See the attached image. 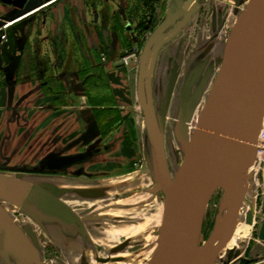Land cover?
I'll use <instances>...</instances> for the list:
<instances>
[{"label": "rangeland", "instance_id": "rangeland-1", "mask_svg": "<svg viewBox=\"0 0 264 264\" xmlns=\"http://www.w3.org/2000/svg\"><path fill=\"white\" fill-rule=\"evenodd\" d=\"M251 1L197 0L199 5L194 13L153 56L146 95L153 111L171 180L175 178L183 162L195 124L219 73L233 25ZM185 2L186 0H176L171 5L180 9ZM169 3L164 5L163 11L166 12ZM146 5L143 7L144 22L146 18H151L152 11L150 7L147 9ZM182 17L179 16L171 28L174 29ZM131 19L134 22L133 30L129 32L123 27L121 43L125 44L128 50L121 55L122 57L120 56L119 62L124 63V58L130 50H136L137 56L130 59L125 68L127 77L122 75L118 79L127 94V105L114 106L121 119L111 123V132H105L108 137L101 136L102 132H95L91 140L95 139L90 144H110L116 140L115 145L112 143L108 146L111 147L109 151L118 149V154L108 158V161H112L111 164L119 170L109 168L108 175L98 181L105 189L101 194L105 199L93 200L94 196H90L92 200H80L81 205L78 206V201L70 202L73 207L78 208L80 216L90 213L86 207L91 205L90 208L103 216V220L101 223H91L88 233H84L83 236H86L84 240L88 243L87 245L83 243V247L78 249L83 255L80 257L77 248H74L67 256V249L61 242L59 231L52 232L54 238H45L39 223L32 219L41 216L45 211L51 213L53 210L57 211L56 207L49 204L40 194V187L37 184L33 198L25 209L17 211L18 208H11L10 211V203L1 200L3 202L1 206L8 212L10 219L15 221L19 237L12 238L10 234L1 237L0 264H149L158 246L165 192L160 191L156 195L146 191L162 178L145 125L137 85L139 60L146 42L154 32L152 30L156 27V22L151 26L147 23L140 24L141 21L136 14L131 15ZM141 27L145 28L143 35ZM116 64L115 61L112 66ZM262 130L264 131L263 128ZM262 143L261 140L259 144L263 146ZM121 162L128 165L125 166L126 164L123 165ZM142 166L146 168L145 172ZM252 170L234 235L218 253L213 264H222L225 258L234 252L236 253L231 259H238L234 264H246L253 253L264 250V241L258 237L260 230L264 228L263 156L256 160ZM251 183H254V186H250ZM23 188L19 187L20 194ZM223 194L218 188L208 205L201 244L211 235ZM61 216L75 224V219L71 216ZM33 227L41 236L33 235ZM50 230L54 231L55 228ZM221 236L222 230L219 227L214 244L219 242ZM81 240L83 241L82 236ZM246 248L250 252L240 255Z\"/></svg>", "mask_w": 264, "mask_h": 264}, {"label": "water", "instance_id": "water-1", "mask_svg": "<svg viewBox=\"0 0 264 264\" xmlns=\"http://www.w3.org/2000/svg\"><path fill=\"white\" fill-rule=\"evenodd\" d=\"M198 5L197 0H187L180 9L172 6L164 21L149 37L139 60L138 98L162 178L156 181L150 192H165L158 246L149 264H213L217 260L218 253L234 235L246 194L249 170L256 159V144L263 127L264 0H252L233 25L223 63L195 124L183 162L175 178H169L146 86L154 54L181 29ZM179 16H183L182 20L174 29L171 28ZM59 17L62 20V16ZM14 19L3 22L5 31L11 32L9 54L16 51L14 41L17 38V26L9 23ZM7 44L4 42V46ZM90 155L91 152L66 157L53 156L43 162V167H15L12 170L18 173L14 175L0 173V240L3 235L9 234L12 238L19 237L15 222L1 206L2 201L15 203L25 209L33 198L36 186L24 178L23 172H55ZM20 186L24 187L21 194ZM218 188L224 194L215 225L209 238L201 244L207 208ZM47 198L49 204L56 205L52 206L63 208V216L73 213L58 199L52 196ZM47 213L65 219L56 210ZM219 227L222 241L213 246L212 237Z\"/></svg>", "mask_w": 264, "mask_h": 264}, {"label": "flooded vegetation", "instance_id": "flooded-vegetation-1", "mask_svg": "<svg viewBox=\"0 0 264 264\" xmlns=\"http://www.w3.org/2000/svg\"><path fill=\"white\" fill-rule=\"evenodd\" d=\"M175 1L176 0H139L140 9L137 10L136 17H138L141 21L140 24L147 23L148 26H151L154 24V22H156V27H154L152 30L155 31L156 28L164 21L168 11L173 6L171 3H175ZM57 2H53L52 5H55ZM167 2H170V6L165 12L162 9ZM145 4H147V9L150 7L152 11L151 18H146L144 22V6L142 5ZM4 27L5 26L0 28V38L2 43L5 42V44H8L5 46V52L3 51L2 53V51H0V92H7L8 87L16 86L17 84L19 86H25L28 82L33 80L37 81L38 86L41 87L39 91L36 90L38 94L40 92L42 95L46 96L51 92L54 93L60 90L64 92L66 90H58L56 85L59 87V85L63 83V80L70 76L76 75L79 77L84 91L88 95L90 101V96H92L94 87L100 88V86H103V88L107 89V95L109 97L112 95L111 87L109 85L110 72L113 69V62L116 61L117 63L114 69L125 71V68H127L125 60L124 63L123 61L119 62V58L128 49L123 43H116L114 41L113 44V41L111 38H109V36L108 38L103 37V39L96 41L92 40L91 38L86 40L81 37L80 34H77V36L73 37L74 39L70 40L66 37L65 33H61L62 35H59L56 41L53 40V44L56 47V49H53V54L56 53V55H54V58H52L47 55H40L42 52L41 40H36L33 46H30L28 42H25L23 37L20 39L18 35L14 41L16 51L9 54V37L11 32H6ZM144 29L145 28L141 27V31L143 30L141 35H143ZM143 38L144 36L142 39ZM29 90L23 89L21 94L17 95V98H15V102L12 106L6 104L4 115L2 110L0 111V116L5 117V122L1 124L2 128L0 129V173L14 175L18 173V171L12 170V168L15 167H43V162L49 160L51 156L49 155V157L42 159L39 158L46 146L54 150V156L56 157L74 156L91 152V155L88 158H84L83 160L77 161L71 166L64 167L55 172H23L24 178H26L28 181L29 178H33L37 183L39 179L45 180L46 177H59L60 183L56 188V193L53 191L54 186L49 185L47 187L46 183L42 185L38 183L40 187V194L46 199H48V196H52L68 206L73 212L70 216L75 219V224H72L67 219H64L63 221L67 220L66 222L70 223V226H65L62 223L63 221L59 219L49 220L47 218L46 211L43 212L41 216L37 218L34 216L35 218L32 219L37 224L39 223L38 225L42 228L45 238H54L52 232L57 233L59 231L58 233L60 234L61 242L66 246L65 248L67 249V256H69L74 248L80 249L83 247V243L87 245L88 242L84 240L86 236L83 235L85 232L88 233L91 223H101L104 218L100 214H96L95 210L90 208L91 205L86 207L87 210H90V213L82 217L77 211L78 208L75 206L73 207L70 202L75 203L78 201V206L81 205L79 204L80 200H90V196H94L92 198L93 200H96L97 198H103L101 194L105 192V189H103L101 184H99L100 182L98 183V181L108 175L107 171L110 168V164L112 163V161H108V158H110L108 154L110 153L109 150L111 148L108 145H112V143L115 145L116 140L110 144H90L95 139L94 138L91 140L95 136V132H102L100 135L105 137H108L107 133L105 132H111L110 129L107 128V124L111 119L110 113H108L106 110H103V113L97 112V109H107L109 106L95 107L93 104H91V113L88 111V114L83 113L82 115L83 118L86 119L85 124L87 127L83 129L81 125L80 132L75 134L71 132L72 128L74 127H77V129L80 128L78 122L74 121V124L72 123L70 125L71 127H66V129H63V127L66 126L64 123V125L60 127L57 136L48 139L46 142L39 141V139H37L34 145H29V143L24 142V136H26L24 134L30 133V130L24 131L23 129L24 124H29V112L31 105V101H29ZM62 101L63 100L60 102ZM53 106L54 104L51 105V107ZM9 112H12V115H9ZM90 118L96 120L94 128ZM10 123L16 124V127H13L14 131H12L11 128L9 129ZM2 132L17 133L13 138L12 136L6 135V133ZM34 147L35 149H33ZM25 149H28V151H24ZM124 163L126 165L123 163L122 164L125 166L128 165V163ZM142 170L144 171V166H142ZM29 183H31L32 186H37L31 181H29ZM155 183L156 182H154L150 188L146 189L148 193H153L150 192V189L153 188ZM83 185L87 188L85 187V189ZM159 192L160 191L153 194L158 195ZM103 199H105V197ZM52 205L55 204L52 203ZM11 208H18L16 209L17 211L21 209L17 204L10 202V211H12ZM56 208L58 213L61 215L64 213L63 208ZM53 227L55 230H50ZM32 229L34 236H41L38 234V230L36 228L33 227ZM80 236L83 237V241H80ZM258 237L264 241V229L260 230ZM245 252L248 253L250 250H247L246 248L242 253H240V255H243ZM233 254L227 256L222 264H234L238 259H231ZM240 255H238V257ZM246 264H264V250L261 249V251L253 253L252 256H250V260L246 262Z\"/></svg>", "mask_w": 264, "mask_h": 264}, {"label": "crops", "instance_id": "crops-1", "mask_svg": "<svg viewBox=\"0 0 264 264\" xmlns=\"http://www.w3.org/2000/svg\"><path fill=\"white\" fill-rule=\"evenodd\" d=\"M55 1L58 2L52 5ZM139 4V0H0V28L4 26L3 22L9 21L10 18H15L9 23L11 25L16 24L15 30L19 38L22 39L23 37L25 42H28L30 46H33L36 40H41L42 52L40 55L54 58L56 53L53 54V49H56V47L53 44V40L56 41L58 36L62 35L61 33H65L66 37L70 40L74 39L73 37L77 36V34H80L86 40L91 38L97 41L109 36L113 42L119 43L120 41L121 43L122 36L124 35L123 27L129 32L133 30L132 25L134 22L131 19V15L136 14L137 10L140 9ZM59 16H62V20H60ZM5 50L6 47L0 40V51L3 53ZM112 67L109 86L116 103L115 107H123L127 105V94L122 89L123 86L119 83L118 79L122 75L126 76V73L123 70L114 69L115 65ZM56 88L66 91L51 92L46 96L40 92L38 94L37 91L41 87L38 86L37 81L33 80L25 86L17 84L16 86L8 87L7 92H0V111L2 110L4 115L5 105L12 106L15 98L21 94L23 89H30L29 124L23 125L24 131L30 130V133L24 134L26 135L24 136V142L29 143V145H34L37 139L46 142L48 139L57 136L60 127L64 123L66 126L63 129H66V127H71L70 125L74 124V121L78 122L80 128H72L71 132L73 134L81 131V125L83 129L87 127L85 124L86 119L82 115L83 113L88 114V111L91 113L92 106L79 77L76 75L70 76L63 80V83L59 87L56 85ZM99 94H107V89L103 88V86H100V88L94 87L92 96ZM61 100L63 101L60 102ZM50 104H54L55 107H51ZM9 115H12V112H9ZM91 121L94 128L96 120L91 119ZM3 122H5V117L0 116V129ZM13 127L15 128L16 124L10 123L9 129L11 128L14 131ZM2 133H6V135L14 138L17 132ZM28 149L24 151H28ZM117 154L118 149H115L114 151H110L108 156L111 157ZM49 155H51L50 157L54 156V150L46 146L39 158H46ZM119 167L121 166L119 165ZM110 168L119 170L113 164ZM29 181L36 185L38 183L40 185L46 183L47 187L52 185L54 186L53 191L55 193L60 183L59 177L56 176L46 177L45 180L39 179L38 183L33 178H29ZM240 216L241 213L239 211L238 218ZM47 218L49 220L59 219L50 213H47ZM59 220L63 221V219ZM62 223L65 226L71 225L66 221ZM79 250L77 249L78 255L81 257L83 253Z\"/></svg>", "mask_w": 264, "mask_h": 264}, {"label": "trees", "instance_id": "trees-1", "mask_svg": "<svg viewBox=\"0 0 264 264\" xmlns=\"http://www.w3.org/2000/svg\"><path fill=\"white\" fill-rule=\"evenodd\" d=\"M90 102L91 104L95 106L111 107V108L108 107L107 109H104V108L97 109V112L99 113H103L104 112L103 110H106L108 113H110L111 119L107 124V128L110 129L111 123H113L116 119H119V120L121 119L119 112H117V109L114 108L115 101H114V98H112V96L109 97L107 94L105 95L99 94L97 96H90Z\"/></svg>", "mask_w": 264, "mask_h": 264}, {"label": "built area", "instance_id": "built-area-1", "mask_svg": "<svg viewBox=\"0 0 264 264\" xmlns=\"http://www.w3.org/2000/svg\"><path fill=\"white\" fill-rule=\"evenodd\" d=\"M137 56V53H136V50H130L129 54L125 57V62L126 64H129V60L130 59H135ZM264 129V124H263V127ZM259 140H262L263 141V144H264V131L262 130L261 134H260V137H259ZM261 146V145H260ZM257 156L258 158L263 156L264 157V145L263 147H259L258 151H257Z\"/></svg>", "mask_w": 264, "mask_h": 264}, {"label": "bare ground", "instance_id": "bare-ground-1", "mask_svg": "<svg viewBox=\"0 0 264 264\" xmlns=\"http://www.w3.org/2000/svg\"><path fill=\"white\" fill-rule=\"evenodd\" d=\"M263 124H264V121H263ZM261 132V131H260ZM261 140H259L258 139V142H257V144H256V147H257V151H258V149H259V147H263L262 145L260 146V144H259V142H260ZM263 144V143H262ZM258 159V157H257V155H256V159H255V162H256V160ZM255 162H254V164L250 167V170H249V176H248V178H247V182L251 179L250 178V174L252 173V167L255 165ZM256 180V179H255ZM257 185V184H256ZM250 186H254V183H251V185ZM219 234V228H218V230H217V232L213 235V237H212V239H213V246H214V243H215V240H216V238H217V235ZM222 241V236H221V238H220V240H219V242H221ZM227 243V242H226ZM225 243V244H226ZM225 246V245H224Z\"/></svg>", "mask_w": 264, "mask_h": 264}]
</instances>
